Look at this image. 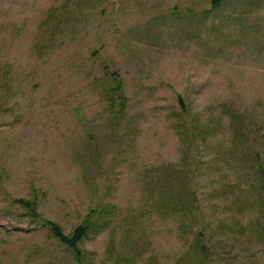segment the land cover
<instances>
[{"label": "rangeland", "instance_id": "obj_1", "mask_svg": "<svg viewBox=\"0 0 264 264\" xmlns=\"http://www.w3.org/2000/svg\"><path fill=\"white\" fill-rule=\"evenodd\" d=\"M0 264H264V0H0Z\"/></svg>", "mask_w": 264, "mask_h": 264}, {"label": "trees", "instance_id": "obj_2", "mask_svg": "<svg viewBox=\"0 0 264 264\" xmlns=\"http://www.w3.org/2000/svg\"><path fill=\"white\" fill-rule=\"evenodd\" d=\"M221 0H211V2L213 3V4H217V3H219ZM81 228L80 227H78L77 229H76V234L74 235V240L76 241L80 236H81ZM56 234L59 236V238L60 239H62V240H65V238H64V236L60 233V232H56ZM72 244H74V243H72Z\"/></svg>", "mask_w": 264, "mask_h": 264}]
</instances>
